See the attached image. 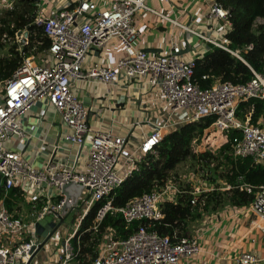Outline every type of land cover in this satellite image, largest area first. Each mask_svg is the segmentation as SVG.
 I'll return each mask as SVG.
<instances>
[{"label":"built area","instance_id":"obj_1","mask_svg":"<svg viewBox=\"0 0 264 264\" xmlns=\"http://www.w3.org/2000/svg\"><path fill=\"white\" fill-rule=\"evenodd\" d=\"M152 1L77 0L73 4L63 2L53 6L50 0H39L33 24L42 28L50 41L47 55L40 63L34 55L25 57L14 76L3 87L0 84V190L4 188L8 192L18 187L34 197L44 189L61 190L75 183L89 194L84 202V215L65 240L55 264H73V240L81 223L95 204L104 201L95 217V229L109 213L120 215L126 224L145 223L126 239H114L110 233L92 264H179L182 259H190L200 252L197 238L162 236L153 228L164 217L161 205L165 201H176L180 195L188 194L191 204L196 206L203 195L213 191L212 186L203 182L198 186H185L172 180L161 190L136 197L121 208H116L110 199L114 190L139 171L144 158L157 155L165 136L184 125L213 117V124L194 142L196 152H215L230 142L235 157L252 158L256 164L264 165V120L255 125L250 116L242 120L237 115L241 102L264 100V70L253 71L254 78L246 84L218 81L211 88L202 89L193 78L197 58L184 59L179 46L173 45L168 53L160 55L136 47L139 18L150 12L241 59L239 52L157 11L150 6ZM14 6L15 0H1L0 14L14 10ZM228 13L215 1L209 18L230 23ZM25 32L27 30L16 34L15 42L20 46L29 42ZM114 40L124 52L117 63L114 66L94 64L86 69L91 50L106 51ZM120 75L144 82L150 90H158L159 95L151 102H160L168 110L165 121L148 120L150 132L143 134L139 146L129 150L127 138L114 131L91 133L87 125L88 110L71 89L75 81L107 86ZM38 101H45L61 115L67 128V142L82 149L88 144L84 168L51 162L44 170H39L20 152L6 146V142L26 139L20 118ZM65 203L63 195L57 202L46 197L30 221L16 216L0 203V264H40L34 256L41 245L35 224L50 213H59ZM249 209L255 217V228L264 234V184L258 188ZM256 262L258 258L253 253H243L239 259V264Z\"/></svg>","mask_w":264,"mask_h":264},{"label":"trees","instance_id":"obj_2","mask_svg":"<svg viewBox=\"0 0 264 264\" xmlns=\"http://www.w3.org/2000/svg\"><path fill=\"white\" fill-rule=\"evenodd\" d=\"M215 1L229 12L231 30L226 35L227 47L238 51L241 59L220 47L212 46L195 61L193 78L202 89L211 88L218 81L246 84L254 78L253 71L259 73L264 70V23H259V20L264 21V0ZM37 10L36 0H15L14 10L0 14V52L7 49L6 54L0 55V84L3 86L14 76L25 57L44 52L50 46L43 29L33 24ZM24 30L28 32L29 42L20 46L15 42V37ZM249 46L252 48L247 50ZM237 115L244 120L250 115L251 123L258 125L260 119L264 118V100L241 102ZM213 122L214 118L209 117L168 133L158 147L157 155L144 158L139 171L114 190L110 198L112 204L121 208L136 197L161 190L175 179L173 173L177 167L191 160L201 165V170L205 166L208 168L210 177L203 179L208 181L213 191L203 195L196 206L191 204L188 194L180 195L176 201H165L161 205L164 217L155 223L154 231L172 238L192 237L190 224L201 218L203 213L217 212L227 204L248 207L254 201L258 188L264 184V165L256 164L252 158L235 157L230 142L215 152H196L194 142L204 135ZM232 137L230 135V139ZM212 164L216 165L213 169L210 168ZM221 167L226 168L224 172H220ZM220 181L231 188L222 190ZM243 186L245 188H240ZM20 200L25 201L20 188H12L8 192L1 188L0 203L11 213L18 211ZM103 203L105 201L95 204L81 223L73 240V264H92L110 233L114 239H126L145 223L137 221L126 224L120 215L109 213L95 229V217ZM15 215L18 216L17 213Z\"/></svg>","mask_w":264,"mask_h":264},{"label":"crops","instance_id":"obj_3","mask_svg":"<svg viewBox=\"0 0 264 264\" xmlns=\"http://www.w3.org/2000/svg\"><path fill=\"white\" fill-rule=\"evenodd\" d=\"M76 1L50 0L53 6L63 2L65 5L73 4ZM214 2L215 0H169L160 3L154 0L150 2V6L212 40L227 45L226 35L231 30V23L209 18ZM259 23L264 21L259 20ZM137 27L139 36L136 47L147 53L165 54L173 45H177L181 48L184 59H195L204 56L214 46L212 42L187 33L150 12L139 18ZM123 53L122 46L114 40L106 51L97 48L91 50L85 68L94 64L114 66ZM46 55L47 50L44 51L43 58ZM71 89L88 110L87 125L91 133L114 131L127 138L128 150L139 146L143 134L150 132L148 120L160 123L168 116V110L162 103L151 102V99L159 95L158 90H150L144 82L130 80L124 75L107 86L98 82L75 81ZM263 120L264 118L260 119L259 123ZM20 124L26 133V139L6 142V146L20 152L35 168L44 170L51 162L66 163L79 169L85 167L88 144L82 149L65 140L67 128L53 106L45 101L36 102L20 118ZM220 186L222 190L231 188L223 181H220ZM24 196L27 204H31L29 219H25L30 221L32 214L42 206L46 197L57 202L62 194L58 189H44L34 197L27 193ZM16 213L19 216L21 212ZM254 219L249 206L239 208L227 204L217 212L203 213L201 218L190 224V235L198 239L200 252L190 259H182L179 264H239L243 253L255 254L258 258L255 264H264V234L255 228ZM60 254V250L57 251L50 245L39 252L35 260L40 264H55Z\"/></svg>","mask_w":264,"mask_h":264},{"label":"rangeland","instance_id":"obj_4","mask_svg":"<svg viewBox=\"0 0 264 264\" xmlns=\"http://www.w3.org/2000/svg\"><path fill=\"white\" fill-rule=\"evenodd\" d=\"M1 1V0H0ZM8 1V0H4ZM160 10V9H158ZM7 53V49L4 52H0V55H4ZM36 62L39 63L43 56L44 52L34 53ZM2 86V85H1ZM3 87V86H2ZM216 165L213 164L210 166L213 169ZM204 169L201 170V165H197L195 162L188 160L182 164H180L177 169L173 173V177L175 176V181L181 183L182 185L189 186V185H200L201 182L208 184V181H205L203 178L206 179V176L210 177V173L208 168L205 166ZM225 167L220 168V172L225 170ZM226 190V189H225ZM88 193L86 191L82 194V199L79 200L78 209L74 210L73 213L67 218L61 229L58 233L54 236L53 240L51 241V245H53V249L55 250H62L63 242L72 234L76 223L82 218L84 215V202L85 199L88 197ZM20 204H18V211L19 216L24 217L25 219H29V211L31 210V204H27L26 201L20 200ZM29 205V206H28ZM16 214V212H14ZM78 220V221H77Z\"/></svg>","mask_w":264,"mask_h":264},{"label":"water","instance_id":"obj_5","mask_svg":"<svg viewBox=\"0 0 264 264\" xmlns=\"http://www.w3.org/2000/svg\"><path fill=\"white\" fill-rule=\"evenodd\" d=\"M38 1L39 0H36V2ZM24 36L27 38L28 32H25ZM60 191L66 199V203L61 211L56 214L50 213L43 219L38 220L35 224L36 235L39 238L41 245L34 256L38 255L39 252L46 250L51 245V241L61 229L67 218L74 210L78 209L79 199L84 192V187L80 184L71 183L62 187ZM64 246L65 241L63 242V247Z\"/></svg>","mask_w":264,"mask_h":264}]
</instances>
